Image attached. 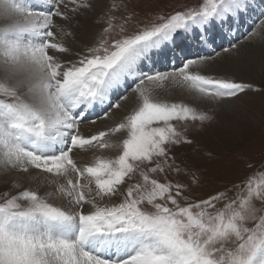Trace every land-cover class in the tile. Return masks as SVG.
Returning a JSON list of instances; mask_svg holds the SVG:
<instances>
[{"label":"snow or ice","instance_id":"6c2138e0","mask_svg":"<svg viewBox=\"0 0 264 264\" xmlns=\"http://www.w3.org/2000/svg\"><path fill=\"white\" fill-rule=\"evenodd\" d=\"M95 6L94 0H0V181L11 185L0 192V264H264V168L233 185L235 191L188 202V186L167 173L181 172L173 147L194 141L173 121L202 127L214 117L158 98L160 90L178 85L195 102L219 103L251 86L193 71L211 56L187 59L172 71H145L154 50L181 33L238 29L255 10L253 0H201L131 33L132 16L114 23L119 5L113 3L99 21L106 27L95 45L76 58L59 55L71 51L63 43L72 35L65 24ZM257 19L259 31L247 35L264 39V7ZM117 29L118 38L112 35ZM222 51L239 55L240 47L232 43ZM128 100L135 106L114 127L82 134L89 111L103 107L108 119ZM122 130L127 138L117 157L78 165L74 150L111 148L106 137ZM138 169L142 183L121 190ZM153 173L165 174V181ZM25 175L54 190L22 187Z\"/></svg>","mask_w":264,"mask_h":264},{"label":"rangeland","instance_id":"374dc122","mask_svg":"<svg viewBox=\"0 0 264 264\" xmlns=\"http://www.w3.org/2000/svg\"><path fill=\"white\" fill-rule=\"evenodd\" d=\"M189 1L191 0H109L99 14L100 19L96 21V30L93 31L83 54L87 52L89 47L97 43L102 29L106 27L105 23L99 21L105 18V14L108 13L110 5L113 3L119 5V8L111 13L116 18L114 23L120 24L125 17L132 16V19L126 25L128 33H131L148 24L157 12L165 11L162 16L166 17L171 13L170 10L172 12L182 11L194 2L197 4V0L188 3ZM198 2L201 3V1ZM124 5H127V7L125 8ZM253 7L255 10L251 12V16L257 17L260 9L264 7V1L253 0ZM254 12L256 13L254 14ZM253 25H255L254 22ZM117 33L118 29L112 35L118 38ZM187 34L191 35L192 32L190 31ZM193 34H195V31H193ZM226 41L225 39L224 46L220 50L218 48L219 52L226 48V44L228 45V43H225ZM234 43L238 42L234 41ZM196 70L199 69L194 71ZM233 75L225 77L234 79L237 82H247L239 79L236 74L233 73ZM250 78L251 80L246 84L251 87L241 94L243 96L238 100L242 99L243 101L242 103H236L235 105L240 107H232L233 111L225 107L224 101L198 103L193 100V97L177 100L176 98H169V87L160 90L159 99H167L166 101L169 103L189 104L198 110L208 111L214 117L211 122L205 123L202 127L199 126L198 122L173 121L178 131H183L187 127L185 134L194 141L191 145L181 144L173 147L171 155L175 157V162L179 165L181 172L179 174L167 173L168 180L188 186L189 192L187 195L190 197L188 202L206 199L218 191L232 189L233 185H239L257 168H264V73ZM129 93L132 92L129 90L128 95ZM112 113L115 112L110 114ZM123 115L124 117L127 115L124 108L123 113L120 111L119 115L117 114V121L123 120ZM125 138H127V135ZM119 154L120 152L116 157ZM193 173L199 178V183L193 182ZM150 175L161 182L165 181V174L153 173ZM132 183H142L139 169L132 174L130 179H126V183L121 186V190H125ZM5 184L0 183V192L10 189L11 186ZM22 187H25V185H22ZM20 190L22 189H14L13 194ZM232 190L235 191V189ZM229 195H231V192ZM114 202L118 203L119 200L116 199ZM180 203L183 206L186 202L181 200ZM145 207L151 210L149 206L145 205ZM219 207H221V204L218 203L217 208Z\"/></svg>","mask_w":264,"mask_h":264},{"label":"bare ground","instance_id":"6f19581e","mask_svg":"<svg viewBox=\"0 0 264 264\" xmlns=\"http://www.w3.org/2000/svg\"><path fill=\"white\" fill-rule=\"evenodd\" d=\"M22 3H34L35 0H21ZM109 0H94L95 7L90 9V11H85L80 14L74 15L73 19L69 24H65V29L70 31L72 35L63 37V43L70 48L69 54H59L65 55L69 58H76V54L79 53L83 55L86 47L88 46L89 40L94 30H96V21L100 19L99 14L103 9V6L106 5ZM258 11V10H257ZM256 12H254L255 14ZM259 14V13H258ZM260 24L256 26L254 30L259 31ZM190 35V34H188ZM248 38L242 39L238 44L240 47L239 55H230L219 50L222 46L211 47L206 41V45L203 42L196 44V49L200 57L212 56V61H209L208 65L204 68L199 69L204 74L216 75V76H231L236 74L239 79L249 82L251 76H259L260 73H264V39L259 35L256 36H247ZM60 39V37H58ZM225 40V39H224ZM224 40H222L224 44ZM227 43V42H225ZM234 43V42H233ZM195 44V43H194ZM191 46V43H190ZM170 48L168 52L167 49ZM230 45L226 44V48H229ZM261 47V48H260ZM201 48V49H200ZM219 48V50H218ZM175 43L167 44L162 48V50H154V55L152 60L147 61V66L145 71L152 69L154 71H172L177 67L181 66L180 61L181 57L178 55ZM217 53H220L217 56ZM172 56V60L169 63L167 59ZM198 59V58H197ZM195 68L193 69V71ZM234 76V75H233ZM253 79V78H252ZM261 79V78H260ZM246 82V83H247ZM169 98L186 99L192 97L191 94L184 88L178 85H169ZM167 87V88H168ZM123 92V89H121ZM134 94L129 93V96L132 97ZM241 95L240 97H242ZM239 97V98H240ZM247 97V96H246ZM238 98V99H239ZM245 98V97H244ZM229 100L224 101L225 107L228 110H232V107H240L235 105L236 103H242V99L238 100ZM167 99H164L166 101ZM228 102V103H227ZM121 109H112L108 119L103 117V107H96L89 111L87 120L81 124V132L85 136H91L98 133L99 131H105L111 127H114L120 121H117V114L119 115L120 111L123 113V108L126 109L127 114L135 106L134 100L121 101ZM242 105V104H241ZM248 108V107H247ZM233 111V110H232ZM238 114V113H237ZM124 117V115H123ZM91 121H95L92 123ZM127 135L126 130H122L120 133H117L114 136L106 137L113 147L107 149H92L90 151L84 152L80 150H74V159H76L78 165L90 164L94 161L96 157H103L108 159H114L116 155L120 152L119 145L122 143V140ZM201 142V141H200ZM205 147V146H204ZM229 154V153H228ZM0 183H5L0 181ZM20 183L25 185L28 188H39V191L44 194L48 191H53L54 188L47 185L46 183L37 184L35 181H32L26 175L20 178ZM5 185L11 186L6 183ZM56 203H61V201H56Z\"/></svg>","mask_w":264,"mask_h":264}]
</instances>
